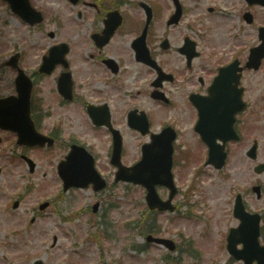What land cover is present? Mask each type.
Segmentation results:
<instances>
[{
  "label": "flooded vegetation",
  "instance_id": "af4514ba",
  "mask_svg": "<svg viewBox=\"0 0 264 264\" xmlns=\"http://www.w3.org/2000/svg\"><path fill=\"white\" fill-rule=\"evenodd\" d=\"M37 1L30 0L39 7ZM250 2L66 0L67 28L47 33L54 39L69 31L57 42L69 49L64 63L51 74L39 72L47 48L34 66L23 59L32 82L53 77L54 85L33 91L35 126L47 134L78 127L83 133L70 137L69 148L82 145L96 160L108 161L118 137L125 159L139 154L153 135L168 134L174 162L189 167L207 152L202 133L224 122L223 109L231 107L239 143L258 141L256 134L246 138L260 107L258 71L247 61L260 43L264 7ZM209 116L216 119L205 120ZM145 124L143 136L134 127Z\"/></svg>",
  "mask_w": 264,
  "mask_h": 264
},
{
  "label": "rangeland",
  "instance_id": "374dc122",
  "mask_svg": "<svg viewBox=\"0 0 264 264\" xmlns=\"http://www.w3.org/2000/svg\"><path fill=\"white\" fill-rule=\"evenodd\" d=\"M36 4L46 9L47 22L42 29L31 30L9 15L5 2L0 0V63L13 51H23L26 64L34 66L44 49L68 39L69 31L65 30L62 37L47 36L58 26L67 28L70 11L66 1L38 0ZM9 70L0 69V96L13 92L14 73ZM48 79L41 81V87L52 84ZM257 83L260 107L254 113L255 127H249L246 133L247 138H254V134L258 137V160L247 158V141L243 146L230 147L229 161L221 172L205 167L193 169L197 162L175 169L177 184L188 195L186 204L180 213H160L148 223L160 227L153 235L174 240L172 252L164 245L147 246L138 234L141 228L136 222L141 221L145 210L143 187L121 183L99 193L91 189L62 190L56 166L65 154L68 135H82L81 129L69 127L59 132L53 149H27L24 153L21 148L9 147L14 138L4 134L0 145V264H242L230 257L225 240L228 230L238 224L232 214L236 194L242 195L249 211L264 216V173L253 170L258 161L264 162V65L257 73ZM22 154L33 160L34 172L20 159ZM102 169L112 183L110 167L103 164ZM256 184L261 186L260 200L251 192ZM191 185L195 186L192 191ZM158 195L167 197L165 189H159ZM96 201L102 207L94 214L91 206ZM43 202H49V206L39 211ZM183 212L191 218L179 217Z\"/></svg>",
  "mask_w": 264,
  "mask_h": 264
},
{
  "label": "water",
  "instance_id": "95a60500",
  "mask_svg": "<svg viewBox=\"0 0 264 264\" xmlns=\"http://www.w3.org/2000/svg\"><path fill=\"white\" fill-rule=\"evenodd\" d=\"M259 60V58L257 59ZM25 81L22 73L19 72V77L17 79L20 83ZM21 84V83H20ZM20 84L17 85L18 88V98H3L0 99V128L10 129L16 132L18 135L19 145L28 146H44L51 147L53 144V139L45 137L36 133L32 122L30 120V88L22 87ZM255 145L252 147L249 155L255 158ZM78 152H82L81 155H77ZM225 152L223 150H212L210 154L209 161L213 162L216 168H222L224 164ZM170 156L168 160V166L166 169V162L160 161L159 166H152L148 153L144 155V158L136 164V167L131 169H126V171L119 172V177L124 181H130L134 184L140 183L145 186L148 190L147 193V204L150 208H155L158 205V196L155 193L156 184H164L172 186V174H170ZM31 167L33 164L29 160ZM59 175L64 181V190L68 187H86L89 183L99 184L94 186L95 190H100L103 188L104 184L98 177L95 168L93 167V160L88 156L85 151L81 148H74L72 154L66 158L65 161L60 162ZM256 172H264V164H260L255 167ZM131 171V172H129ZM256 191L258 189L256 188ZM164 208V207H163ZM235 217L241 220L240 226L236 230H231L229 237L227 239L228 250L236 259H243L245 264H251L254 260L257 264H264V247L258 246V231H259V215H250L244 212L242 203H240V197L236 200V205L234 209ZM162 243H166L164 240H156ZM241 243L244 247L238 250L236 245ZM168 245V244H167ZM172 246L169 248L171 249Z\"/></svg>",
  "mask_w": 264,
  "mask_h": 264
}]
</instances>
